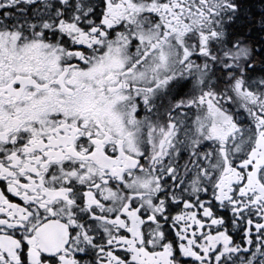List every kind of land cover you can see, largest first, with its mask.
<instances>
[{"label": "snow or ice", "instance_id": "1", "mask_svg": "<svg viewBox=\"0 0 264 264\" xmlns=\"http://www.w3.org/2000/svg\"><path fill=\"white\" fill-rule=\"evenodd\" d=\"M0 264H264V0H0Z\"/></svg>", "mask_w": 264, "mask_h": 264}]
</instances>
